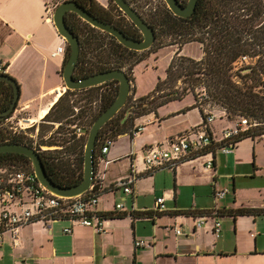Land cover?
<instances>
[{
    "label": "crops",
    "instance_id": "obj_1",
    "mask_svg": "<svg viewBox=\"0 0 264 264\" xmlns=\"http://www.w3.org/2000/svg\"><path fill=\"white\" fill-rule=\"evenodd\" d=\"M46 1L0 0V57L8 63L6 73L21 88L15 114L27 112L34 121L44 118L68 89L62 75L65 55L53 54L62 36L53 23L43 19ZM133 87L132 96L137 99L134 81ZM193 98L171 100L156 112L136 118L133 129L142 125V130L137 135H118L104 159L98 150L100 196L105 197L99 196L96 209L122 215L104 218V232L73 220L54 221L51 229L37 221L21 228L17 244L5 233L0 264H264V214L228 213L241 206L264 208V201H244L236 190L239 184L254 181L258 168L248 153L251 142L264 138L246 137L231 153L217 152L211 168L205 166L209 156L183 161L174 168H145L149 148L169 147L174 137L203 122L204 111ZM216 119L210 129L220 140L222 130L234 121L224 111L218 124ZM133 170L139 177L132 193L111 189ZM224 189L232 195L216 196ZM160 196L165 197L166 210L157 212ZM120 202L124 206L117 209ZM207 212L206 223L197 228V218ZM216 220H221L219 233ZM65 226H72V232L65 233ZM140 239L147 244L136 246Z\"/></svg>",
    "mask_w": 264,
    "mask_h": 264
},
{
    "label": "trees",
    "instance_id": "obj_2",
    "mask_svg": "<svg viewBox=\"0 0 264 264\" xmlns=\"http://www.w3.org/2000/svg\"><path fill=\"white\" fill-rule=\"evenodd\" d=\"M76 1L95 16L115 24L127 35L143 38L141 30L114 0H106L108 6L99 0ZM128 1L155 29L153 45L145 50L128 48L114 35L93 26L76 12L69 11L66 14L67 25L81 42L80 58L74 74L76 78L115 68L124 69L128 65L126 72L134 81V67L151 52L169 45L178 46V50L167 68L165 78L159 79L155 89L137 99L131 93L125 106L101 128L97 152L105 139L115 141L118 135L131 133L136 118L156 112L161 105L182 99L189 93L196 99L195 89L200 86L207 90L210 103L220 107L230 120L246 116L257 122L256 126L237 136L236 145L246 137L264 138V0H198L195 11L188 17L176 15L165 0H161L158 7L150 9H146L140 0ZM180 1L183 4L188 2ZM168 36L173 39L164 43L163 39ZM193 41L202 44L203 56L200 59L180 53L184 44ZM69 53L68 46L63 69ZM179 80L191 82L180 90L176 84ZM119 86V80L113 79L84 89H67L44 116L43 121L48 122L45 130H49L54 122L61 123L55 139L45 142L49 147H58L40 151L48 175L57 184L71 186L83 179L88 133L96 118L116 99ZM73 94H81L84 96L82 99L87 101L77 112L76 101L71 98ZM13 97L12 84L0 79V144L16 142L30 145L25 140V134H12L6 123L8 116L3 115ZM129 108L131 112L126 116ZM205 116L204 113L203 122ZM72 124L81 126L84 134L77 136L76 130L70 128ZM74 156L75 159L72 158ZM0 166L33 168L31 159L17 152L0 153ZM111 189L115 187L111 186ZM228 213L233 216L264 214V208L241 206L228 210ZM217 214L222 215L221 210ZM101 215L103 218L122 216L114 213Z\"/></svg>",
    "mask_w": 264,
    "mask_h": 264
},
{
    "label": "built area",
    "instance_id": "obj_3",
    "mask_svg": "<svg viewBox=\"0 0 264 264\" xmlns=\"http://www.w3.org/2000/svg\"><path fill=\"white\" fill-rule=\"evenodd\" d=\"M67 0H47L44 6L43 19L54 24V16L58 6ZM55 25V24H54ZM68 43L62 37V43L57 47L54 55L67 52ZM8 63L0 57V73H6ZM132 93V92H131ZM207 90L198 88L196 102L205 113V121L202 126H195L190 130L170 140L169 147L154 146L146 151L144 156L145 168L148 171H156L162 168H174L179 163L191 160L200 156H209L205 166H214L213 155L217 152L231 153L236 144L237 136L244 131L257 125V122L249 117H241L233 126L225 127L222 130L223 136L217 140L210 129V124L216 119L212 111V104L209 101ZM18 118L15 126L18 130L27 129L32 121L28 116L13 114L6 119L9 125L12 119ZM143 126L138 125L131 132L137 135ZM75 130L81 134L85 131L81 126L76 125ZM115 141L105 139L99 150V157L104 159L108 155L111 146ZM38 152L46 150L47 146L35 138L30 144ZM138 174L135 170L123 181L114 185L115 188H122L125 193H132ZM102 176L95 173L94 180L89 189L83 194L76 196H63L56 194L46 188L38 178L33 168H20L16 166H0V244L4 242L5 233L9 232L15 244L19 242L20 230L22 227L40 221L51 229L52 223L57 220H73L84 226H90L95 232H104V218L102 213L96 209V204L103 190L101 185ZM228 189L216 192V196L225 197ZM123 202L117 204V209H122ZM157 211H165V197L157 198ZM206 223V216L197 218L196 227L200 228ZM215 232L221 229V220L215 221ZM65 233L72 232V226L64 227ZM180 233V229H177ZM145 240H137L136 246L146 245Z\"/></svg>",
    "mask_w": 264,
    "mask_h": 264
},
{
    "label": "water",
    "instance_id": "obj_4",
    "mask_svg": "<svg viewBox=\"0 0 264 264\" xmlns=\"http://www.w3.org/2000/svg\"><path fill=\"white\" fill-rule=\"evenodd\" d=\"M121 10L135 23L141 30L143 38L137 39L127 35L115 24L105 21L85 7L81 6L76 0H67L61 3L56 9L54 16V24L59 34L66 39L70 47L69 57L63 69V79L65 86L68 89H84L96 86L107 81L118 79L119 93L114 102L104 110L94 121L88 133L85 145V160H84V176L83 179L71 186H62L57 184L47 173L45 165L42 161L40 153L30 145L21 144L16 142H6L0 144V153L17 152L28 156L43 185L52 192L63 196H76L86 192L92 185L94 176L97 170V144L99 141V134L101 128L113 118L127 103L129 96L132 92V80L128 73L121 69L115 68L98 72L89 76L76 78L75 69L78 64L81 53V42L77 34H75L67 25L66 14L69 11L76 12L84 20L93 26L107 31L114 35L119 42L128 48L135 50L149 49L156 40L155 29L145 20V18L138 12L137 9L128 0H114ZM169 8L178 16L188 17L196 9L198 0H188L183 4L180 0H165ZM0 79L7 81L14 87V97L10 107L3 113L4 116H10L16 109L21 88L15 77L8 73H0ZM131 112L129 108L127 115Z\"/></svg>",
    "mask_w": 264,
    "mask_h": 264
},
{
    "label": "rangeland",
    "instance_id": "obj_5",
    "mask_svg": "<svg viewBox=\"0 0 264 264\" xmlns=\"http://www.w3.org/2000/svg\"><path fill=\"white\" fill-rule=\"evenodd\" d=\"M99 1H101V3L105 6L109 5L106 0ZM140 2L145 5L146 9H150L152 7H158L161 3V0H140ZM172 39L173 37L168 36L163 39V42L169 43ZM177 50L178 46L175 45L164 46L158 49L156 52H151L148 57H146L134 67L133 78L135 82L136 97L147 96L155 89L159 79L165 78L167 68L171 63L174 55H176ZM180 53L192 58H200L203 56L202 44L197 41L188 42L181 47ZM127 68L128 65H126L124 69H122L126 71ZM190 82L185 83L182 80H179V82H177L176 84L181 90L183 87L189 86ZM201 87L204 86H200L195 89V94H197L198 88ZM83 97L84 96H82L81 94L72 95V100H75L77 104L76 108H79L81 105L87 103L86 100L82 99ZM179 100H194L193 94L189 93ZM211 104L216 107L213 108V112L217 117L215 123L218 124L222 118L221 108L216 106L214 103ZM163 107L165 108V105L161 108ZM17 108L19 107L17 106ZM75 112H77V109H75ZM17 114L19 116H28L27 113H24L23 111ZM238 120L239 118L233 119L234 122H237ZM251 147L252 150L250 151V153H248V156L251 163H254L258 168L256 171V177L254 178V181H247L246 183H244V186H241L239 184L236 189L237 195L244 201L248 199H250L251 201H264V139H258L255 142H251ZM253 147H255L256 149H253ZM228 193L232 195L231 190H229ZM103 197H105V195L100 196V198Z\"/></svg>",
    "mask_w": 264,
    "mask_h": 264
},
{
    "label": "flooded vegetation",
    "instance_id": "obj_6",
    "mask_svg": "<svg viewBox=\"0 0 264 264\" xmlns=\"http://www.w3.org/2000/svg\"><path fill=\"white\" fill-rule=\"evenodd\" d=\"M75 109L78 110V108L75 107ZM17 110V107L16 109L11 113L10 116H13V114L16 112ZM24 113H27V112H24ZM28 117L30 116L28 113H27ZM10 116H8L7 118H9ZM42 117V116H41ZM6 118V119H7ZM32 121L29 123L27 129L25 130H18V128L15 126V124H18V118L16 119H12L11 120V123H9V127L10 129L12 130V134H25L27 137L25 138V140L27 141V143H32V141L37 138L39 140V142H41L42 144H44L45 146H47V149H49L50 147L51 148H57L58 145H53V146H48L45 142H47L49 139H55V135H56V132L59 128V126L61 125L60 122H54L53 123V126H51V128L49 130H45V124H47L48 122H44L43 121V118L41 120H35L31 117H29ZM78 125V124H72L70 125V128L72 130H75V126ZM77 136H81L83 135L84 133H77ZM29 145V144H27ZM62 148V146H61ZM40 153V151H39ZM75 159V156L72 157ZM85 160V159H84Z\"/></svg>",
    "mask_w": 264,
    "mask_h": 264
},
{
    "label": "bare ground",
    "instance_id": "obj_7",
    "mask_svg": "<svg viewBox=\"0 0 264 264\" xmlns=\"http://www.w3.org/2000/svg\"><path fill=\"white\" fill-rule=\"evenodd\" d=\"M47 108L43 109V111L41 112V116H43L46 113Z\"/></svg>",
    "mask_w": 264,
    "mask_h": 264
}]
</instances>
